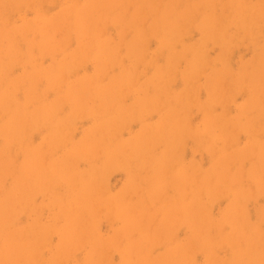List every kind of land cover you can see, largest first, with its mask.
Returning <instances> with one entry per match:
<instances>
[{"label":"rangeland","instance_id":"374dc122","mask_svg":"<svg viewBox=\"0 0 264 264\" xmlns=\"http://www.w3.org/2000/svg\"><path fill=\"white\" fill-rule=\"evenodd\" d=\"M0 264H264V0H0Z\"/></svg>","mask_w":264,"mask_h":264},{"label":"bare ground","instance_id":"6f19581e","mask_svg":"<svg viewBox=\"0 0 264 264\" xmlns=\"http://www.w3.org/2000/svg\"><path fill=\"white\" fill-rule=\"evenodd\" d=\"M107 5V4H106ZM2 227V226H1ZM7 242V241H6ZM5 242V243H6ZM5 245V244H4ZM3 247H5V246H3ZM18 250H19V248H18ZM7 252V251H6ZM19 253V252H18ZM18 253H17V255H18ZM250 254V253H249ZM2 255H3V253H2ZM10 255H11V253H10ZM14 255H16L15 253H14ZM2 258V257H1ZM140 261H141V259H139Z\"/></svg>","mask_w":264,"mask_h":264}]
</instances>
